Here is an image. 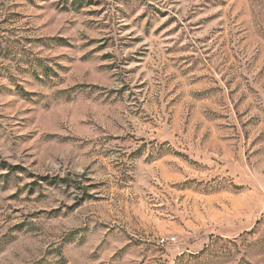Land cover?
Instances as JSON below:
<instances>
[{"label": "rangeland", "instance_id": "1", "mask_svg": "<svg viewBox=\"0 0 264 264\" xmlns=\"http://www.w3.org/2000/svg\"><path fill=\"white\" fill-rule=\"evenodd\" d=\"M0 264H264V0H0Z\"/></svg>", "mask_w": 264, "mask_h": 264}]
</instances>
